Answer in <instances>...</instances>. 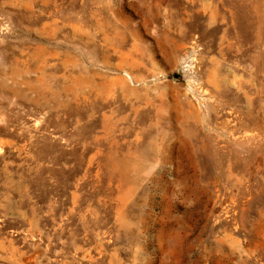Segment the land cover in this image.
I'll return each mask as SVG.
<instances>
[{"label": "rangeland", "instance_id": "1", "mask_svg": "<svg viewBox=\"0 0 264 264\" xmlns=\"http://www.w3.org/2000/svg\"><path fill=\"white\" fill-rule=\"evenodd\" d=\"M0 264H264V0H0Z\"/></svg>", "mask_w": 264, "mask_h": 264}]
</instances>
